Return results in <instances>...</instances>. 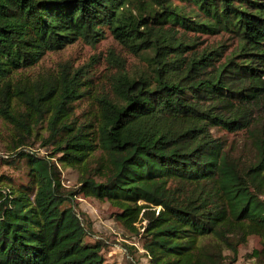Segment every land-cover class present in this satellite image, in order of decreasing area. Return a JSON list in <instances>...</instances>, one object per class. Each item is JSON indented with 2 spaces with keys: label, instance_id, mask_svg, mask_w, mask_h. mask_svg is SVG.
Returning a JSON list of instances; mask_svg holds the SVG:
<instances>
[{
  "label": "trees",
  "instance_id": "trees-1",
  "mask_svg": "<svg viewBox=\"0 0 264 264\" xmlns=\"http://www.w3.org/2000/svg\"><path fill=\"white\" fill-rule=\"evenodd\" d=\"M106 30L139 63L109 54L121 68L95 113L76 110L100 54L29 75ZM224 35L237 41L227 56L200 41ZM0 120L11 152L41 140L82 171L66 188L56 165L17 153L29 182L0 175V264H115L77 195L117 207L148 264H236L250 236L260 248L244 256L264 264V0H0ZM214 130L243 131L247 153Z\"/></svg>",
  "mask_w": 264,
  "mask_h": 264
},
{
  "label": "rangeland",
  "instance_id": "rangeland-1",
  "mask_svg": "<svg viewBox=\"0 0 264 264\" xmlns=\"http://www.w3.org/2000/svg\"><path fill=\"white\" fill-rule=\"evenodd\" d=\"M105 39L99 42L95 47L88 46L82 42L66 47L65 49L48 53L42 61L35 66L30 72V76H35L39 72H57L59 66L65 62L71 68L81 66L90 59L93 55H101L95 64V77L90 82V93L85 95L79 102L76 110L77 114L83 111L91 113L96 112L97 103L95 98L101 96L105 89L109 88L108 76L117 72L121 65L112 59V52L119 54L126 60L127 70L135 71V64L139 63L137 58L130 55L127 50L111 36L106 30ZM192 35V34H191ZM200 41L208 44L223 42L226 45L224 56H227L237 46V41L228 35L224 36H201ZM43 128L45 124H42ZM43 128L39 129V135L45 133ZM216 137L223 138L226 142V148H230L237 154H246L249 147L247 135L243 131L228 133L222 130H214ZM12 136V128L6 122L0 120V175H5L12 178L16 182L27 184L29 182L28 167L25 166L23 160L19 159L17 153L25 151L26 153L34 154L37 158H42L53 163L58 168L61 174V184L66 188H79L81 169L63 166L58 163L60 154L56 153L52 147L42 146L41 140L34 142L32 148H22L16 151H10V139ZM75 204L78 212L84 213L92 222V227L95 232V237L107 243L108 248L105 256L108 261L115 264H127L124 260V249L122 244L134 246L137 249L135 258L138 264H148L147 258L143 257V251L140 249L137 240H125L127 235L124 233L121 224L117 220L119 209L108 201L97 200L83 195L75 197ZM86 241H88L86 239ZM93 242V241H91ZM260 248L259 239L250 236L247 244L239 249V260L236 264H256L254 261L248 260L244 255H248L252 250Z\"/></svg>",
  "mask_w": 264,
  "mask_h": 264
}]
</instances>
